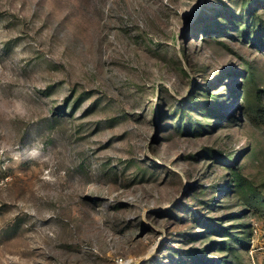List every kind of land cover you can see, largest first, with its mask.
Listing matches in <instances>:
<instances>
[{"label":"rangeland","instance_id":"rangeland-1","mask_svg":"<svg viewBox=\"0 0 264 264\" xmlns=\"http://www.w3.org/2000/svg\"><path fill=\"white\" fill-rule=\"evenodd\" d=\"M2 97L0 264H264V0H0Z\"/></svg>","mask_w":264,"mask_h":264},{"label":"clouds","instance_id":"clouds-1","mask_svg":"<svg viewBox=\"0 0 264 264\" xmlns=\"http://www.w3.org/2000/svg\"><path fill=\"white\" fill-rule=\"evenodd\" d=\"M28 105L21 100L14 99L11 97L0 98V118L10 121H16L17 119H23L27 114ZM38 147L32 149L29 153V158H35L41 151L44 150V145L35 141ZM2 145V142H0ZM2 150V147H0Z\"/></svg>","mask_w":264,"mask_h":264}]
</instances>
